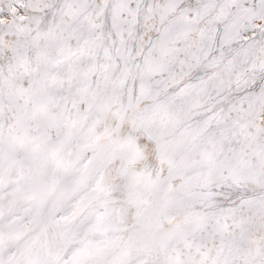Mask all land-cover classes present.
<instances>
[{
    "label": "snow or ice",
    "instance_id": "obj_1",
    "mask_svg": "<svg viewBox=\"0 0 264 264\" xmlns=\"http://www.w3.org/2000/svg\"><path fill=\"white\" fill-rule=\"evenodd\" d=\"M0 264H264V0H0Z\"/></svg>",
    "mask_w": 264,
    "mask_h": 264
}]
</instances>
